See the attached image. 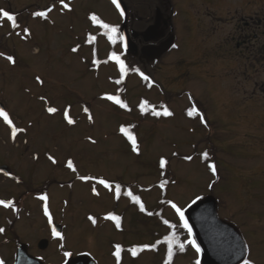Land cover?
Here are the masks:
<instances>
[{"label":"rangeland","instance_id":"374dc122","mask_svg":"<svg viewBox=\"0 0 264 264\" xmlns=\"http://www.w3.org/2000/svg\"><path fill=\"white\" fill-rule=\"evenodd\" d=\"M45 1L48 4L43 10L53 2ZM172 1L178 15L172 22L176 24L174 39L168 44L177 49L151 60L152 66H159L152 70L153 88L144 89L141 78L134 75L116 85L114 81L120 78L117 65L103 63L112 50L88 17L95 13L118 26L121 20L110 0H78L70 3L71 12L62 11L56 3L47 20L32 15L41 0H0V9L15 15L20 26L13 29L0 15V53L5 54L0 56V104L18 128L26 129L13 140L10 128L0 119V164L31 173L33 186L42 185L49 202L56 205L55 223L66 227L64 239L41 257L44 261L56 247L72 252L91 249L100 257L108 233L103 231V217L110 209H119L121 236L130 249L162 240L167 230L160 219L175 217L178 221L174 210L162 201L171 200L185 211L194 200L208 197L216 201L217 217L233 224L246 248H251L256 264H264V33L249 38L242 49L234 47L238 42L234 37L240 32L238 21L251 24L255 13L264 18V0ZM253 26L246 31L248 35L255 31ZM24 28L31 33L26 39ZM89 35L96 40L89 43ZM73 47L78 51L73 53ZM248 47L255 51L244 50ZM8 55L15 58L14 65L5 58ZM94 59L101 63L94 66ZM37 75L44 79L43 86L36 82ZM104 93L119 95L132 110L101 100ZM40 96L59 111L48 114V105ZM142 97L151 103L162 102L174 115L141 114L138 104ZM193 102L202 106L194 107L207 126L200 115H187ZM85 104L92 111L94 125L83 113ZM69 106L70 116L77 121L74 126L63 118ZM121 125L131 128L140 155L131 151L130 142L119 133ZM89 136L97 143H90ZM205 151L207 161L201 158ZM48 155L58 163L53 165ZM189 155L193 160L184 159ZM162 156L169 161L166 178L170 183L165 189L158 187ZM69 158L80 175H103L130 186L154 215L141 213L127 197L114 200L102 187L100 197L92 195L90 183L77 180L66 168ZM209 163L216 164V176L208 169ZM23 190L19 188L17 194ZM22 201L35 203L25 194ZM88 216L96 218V225ZM21 226L36 233L37 239L42 237L37 233L42 228L37 218L26 219ZM183 233L181 240L186 241L189 237ZM25 237V242L34 243L30 233ZM165 249L160 244L136 257L128 251L123 256L129 258V264H163ZM182 254L174 255L173 264H194L198 257L187 244Z\"/></svg>","mask_w":264,"mask_h":264},{"label":"flooded vegetation","instance_id":"af4514ba","mask_svg":"<svg viewBox=\"0 0 264 264\" xmlns=\"http://www.w3.org/2000/svg\"><path fill=\"white\" fill-rule=\"evenodd\" d=\"M78 0H66L69 4L72 2H76ZM123 3L126 6L127 13H128V22H127V33L128 37L131 41V43L134 45L136 51L134 53L131 52H125L123 47V40H120L119 37H122L121 35V27L119 30V36L117 38V42L115 44H112L114 46H111V52L108 54L110 55L113 51H115L118 55H120L121 59L124 61V58L127 59L125 62V65L132 64L133 66H142V70L144 72H148L147 76L150 79H153V74L156 71L155 66H152L151 60L155 58L160 53H163V57L166 55V53L169 52V42L171 40V37L174 35L175 32V23L172 24L173 19L177 17L175 11H174V3L172 0H122ZM206 1V0H204ZM207 2V1H206ZM132 3V7L130 6ZM48 4L45 0H41V3L38 2L36 4V9L38 11H44L41 9L42 6ZM57 5L60 8V5L57 0ZM137 6V7H136ZM61 9V8H60ZM176 10V9H175ZM174 11V12H173ZM22 12V11H21ZM64 12H68L64 10ZM23 13V12H22ZM84 14V15H89ZM157 15L160 16V25L157 30V37L151 41V42H145L143 40V35L147 31L149 27H152L156 24V18ZM233 20L235 19L234 15L232 16ZM89 18V17H88ZM261 18L258 13H255L253 23L251 24H245L243 25V21H238V25L236 26L240 32L238 36L234 37V40H237L238 42L235 44L236 49H242L243 46L247 43V40L250 38L252 40L257 39L258 35L256 33H259L260 36L264 32H260L262 29L264 30V22H262ZM228 21L231 23L232 21L228 19ZM235 22V21H234ZM121 23V22H120ZM251 25H254L255 31L250 33V35L247 34L246 31H251ZM258 25V26H257ZM86 34H89L86 32ZM103 37V36H102ZM256 46V45H255ZM153 49V57L147 58L144 53L147 49ZM244 50L255 51V48L253 50H250L249 47L245 48ZM155 70V71H152ZM15 147L18 146L17 142H14L13 144ZM32 163H35L34 161ZM18 165H21V163H18ZM33 166V164H31ZM0 167H7V174L5 175L3 172H0V199H3L5 201L12 200L15 208L17 209L14 211L12 208L5 209L3 206H0V227L4 228L5 231L3 233H0V244H2V248L0 249V259H3L5 261V264H14V259L17 257V255L21 256L22 251L18 252V249L23 246L26 248V253L28 256L32 258H36L40 260L43 264H66V256L64 255L65 252L70 253V255L75 258L79 256H89L94 264H104L103 262H108L106 264H116L115 258L112 255V253L115 251V245L120 244L124 251L121 253L122 259L121 264H125V261L129 264V258L126 256L124 257L123 254L125 251L129 249V246H125L123 238L121 236L122 231V224L121 229H116L114 222L112 221H103V231L108 230V233H105V239L106 244L104 247V252L102 253L101 250V256H97L96 252L91 249H87L84 251H71L68 249H58L56 247L55 251H52L53 255L48 258L47 261H44L41 257H44L46 252H50V249L53 248L56 243L61 240L58 237H54L52 235L51 229L53 226L56 227V230L61 233V235L64 237V230L66 231V227H61L58 224L55 223V210L56 205L51 204L48 200V206L49 210L53 217V224L49 225L47 217L43 214V204L44 202L39 199L41 195H48V192H43V186L39 184L37 186H33V180L32 177H30L31 173H25L24 170H19L17 167V170L12 169L11 166L7 164H0ZM32 168V167H31ZM45 187V186H44ZM20 189H24L23 193L19 192L17 194V191ZM46 189L49 188V184ZM29 196L32 201L35 203L33 204H25L23 203V196ZM118 208L110 209L108 213H113L115 215L121 216V214L118 213ZM104 215V216H105ZM32 218V220H35L37 218V222L42 225V228L37 231V233H41L42 237H38L36 233H34L32 230H27L23 226L20 227L22 221ZM167 219V218H163ZM162 219V220H163ZM172 223H176V219H167ZM122 222V219H121ZM102 226V227H103ZM166 235H168L169 230L166 228V225H164ZM114 230V231H113ZM32 231V232H31ZM26 232L30 233V235L35 238L33 240L34 243H30L29 241L25 242V234ZM22 235H21V234ZM34 235V236H33ZM180 239H182L181 229H180ZM24 238V239H23ZM29 240V239H28ZM29 242V243H28ZM41 243L42 246L45 243L46 248L41 249ZM103 249V247H102ZM130 256V252H129ZM96 257V259H95ZM58 258V260H56ZM82 261L88 262L86 258H83L80 262L77 264H83ZM130 264H135L134 262Z\"/></svg>","mask_w":264,"mask_h":264},{"label":"snow or ice","instance_id":"6c2138e0","mask_svg":"<svg viewBox=\"0 0 264 264\" xmlns=\"http://www.w3.org/2000/svg\"><path fill=\"white\" fill-rule=\"evenodd\" d=\"M57 0H53L51 6H49L46 10L44 11H36L33 12L32 15L34 17H39L43 18L45 20L48 19L49 13L53 11V9L56 7ZM58 3L60 5V8L62 11L66 10L68 12L72 11V8L70 7V4L66 2V0H58ZM111 3L115 6V8L119 11L121 16H124V9L121 7L120 0H111ZM0 15H2L7 21L11 22V27L13 29L19 28V24L17 23V18L15 15L9 13L8 11H4L0 9ZM89 20L93 25H96L99 29H102V35L106 36L107 39L112 43L115 44L117 42V38L119 36L118 34V28L114 25H111L107 22L102 21L95 13L89 15ZM24 33V38L26 39L28 36L31 35L30 30L28 28L22 29ZM17 35H20V33H16ZM120 40H123V37H119ZM96 40L95 36L89 35L88 37V42L92 43ZM173 47H176V45H173ZM73 53L78 51V47H73L71 49ZM4 53H0V56H4ZM5 58L12 63L13 65L15 64V58L13 56H5ZM109 62H114L118 66V71H119V79H116L114 83L116 85H121L124 83V78L128 75L129 69L125 65V62L121 59L120 55H118L116 52H112L106 60L103 61V63L107 64ZM94 66H98L101 61L99 60H93L92 61ZM136 72L139 73V75L144 79V80H149L150 78L145 75L143 72H140L139 69L135 70ZM35 80L38 84L43 86L45 84L44 79L41 78V76L37 75L35 77ZM151 86V84L149 85ZM101 100L111 102L113 105L118 106L120 109L126 110V111H131L132 109L129 107L128 103L125 100H122L121 97L117 94H110V93H104L102 96L99 97ZM191 98V97H190ZM39 99L45 103L46 106L45 111L50 114L54 115L56 114L59 109L53 106L49 105V101L45 96H40ZM138 109L141 114H150L154 117H172L174 113L168 109V107L164 105H160L159 109L156 106H152L149 104L147 100H142L138 104ZM83 113L87 117V121L90 125L95 124V118L92 114V111L90 107L85 104L83 106ZM70 106L66 107L63 111V118L66 121V123L70 126H74L77 121L70 116ZM195 114L200 115L197 111V109L193 106L187 111L188 116H193ZM0 118L3 119V122L10 128V136L11 139L15 140L17 137V134L20 132L26 131L25 128H18L14 123L13 120L10 118V114L8 111H6L3 107H0ZM201 122L207 126V121L204 119L202 115H200ZM134 127V126H133ZM119 133L122 134L123 137H125L129 142L131 146V151L135 153L136 155L141 154L140 146L137 141L136 136L133 134L131 131V128L128 126L121 125L119 127ZM88 141L92 144H96L97 141L93 139L91 136L87 137ZM173 155H178V153H173ZM38 157H34L36 159ZM201 158L205 161L209 160V153L207 151L201 153ZM47 159L53 164H57L58 161L52 156L48 155ZM185 160L191 161L193 160L192 156H186L184 157ZM168 159L166 157H161L158 161V166L159 169L161 170L162 173V178L160 180V183L158 187L160 189H165L166 186L170 183V181L166 178V170L168 167ZM66 168L69 169L72 173L75 174V178L79 181L85 182V183H90V191L92 195L96 197L101 196V191L99 188H103L106 190L114 200L119 201L121 197H127L133 204L138 205L139 211L141 213H146L148 216L154 215L152 212H148L146 210L145 204L141 200V196L137 195L133 192L132 188L125 187L123 186L119 181L116 180H110L106 178L103 175H80L79 171L73 161V159L69 158L66 161ZM208 169L212 173L213 176L217 175V166L215 163H209L207 165ZM5 175H8L5 173ZM174 183L175 181H171ZM41 201L44 202L43 204V214L45 217L48 219L49 225L53 224V217L52 214L49 210L48 206V200L49 197L45 195H41L39 197ZM199 199V197H197ZM162 203H166L170 206L172 210H174L176 216L178 217V224L176 223H171L167 219H163L162 223L167 226L169 229L168 235L164 236L162 240H157L156 243L151 244V245H143V246H134L127 251L130 252L132 257H136L139 253L144 252L145 250H156L157 246L160 244H163L166 246V257L163 261V264H173V257L178 250L179 252L183 253L186 248V244L191 246L192 248L195 249L197 253H200L201 249L200 246L196 243V240L192 238L193 233H192V227L190 226L188 220L185 217V213L182 207L178 206L177 203L168 200V201H162ZM195 203V200L193 201ZM0 206H3L5 209L12 208L14 211L17 209L15 208V205L12 200H3L0 199ZM156 215H160L159 213H156ZM103 219L107 221H112L114 222L115 228L116 229H121V216L115 215L113 213H108L103 217ZM88 220L91 221L93 225H96L97 220L93 216H88ZM178 229H183L187 232L188 239L186 241H182L180 239V236L178 234ZM5 231L4 228L0 227V233H3ZM52 235L54 237H58L59 239L63 240L64 237L61 235L59 231L56 230V227L53 226L51 229ZM63 247V245H61ZM115 251L112 253V255L115 258L116 264H121V253L124 251L122 246L120 244H116L115 246ZM248 257L244 259L243 264H256V261L252 258L251 256V248L249 247L248 249ZM65 256L70 255V253L65 252ZM0 264H5V261L3 259H0ZM194 264H201V261L199 259H196Z\"/></svg>","mask_w":264,"mask_h":264},{"label":"water","instance_id":"95a60500","mask_svg":"<svg viewBox=\"0 0 264 264\" xmlns=\"http://www.w3.org/2000/svg\"><path fill=\"white\" fill-rule=\"evenodd\" d=\"M124 9L122 33L124 36L125 50L134 53V45L129 40L126 31L127 10L120 0ZM160 25V16L157 15L156 24L149 27L143 35L145 42H151L157 37V30ZM144 55L147 58L153 57V49L149 48ZM0 107H3L0 104ZM7 167H0V172L7 173ZM185 217L192 227V233L196 243L200 246L201 264H239L246 257L244 243L235 228L217 217L216 201L213 198H205L196 203L185 212ZM41 249H45V243ZM21 256L17 255L15 264H41L38 260L32 259L26 253L25 246L19 249ZM83 258H69L67 264H77ZM83 264H88L82 261ZM80 264V263H79Z\"/></svg>","mask_w":264,"mask_h":264},{"label":"trees","instance_id":"16d2710c","mask_svg":"<svg viewBox=\"0 0 264 264\" xmlns=\"http://www.w3.org/2000/svg\"><path fill=\"white\" fill-rule=\"evenodd\" d=\"M21 13H22V12H21ZM102 32H103V30L101 29V33H102ZM128 69H129L128 75L124 78V80H126V78H127L130 74H136V73H137V72L133 71V70L136 69L135 67H133V65H130ZM141 69H142V67H141ZM144 74H145V73H144ZM137 75L141 78L142 82L144 83L145 81H144V79L139 75V73H137ZM145 75H146V74H145ZM158 89H159L160 91L162 90L160 86H159ZM142 99H143V100H146L145 97H142ZM149 104H150V103H149ZM160 105H163L162 102H158V103L155 104L154 106H156L157 108H159ZM165 105H166V104H165ZM152 106H153V105H152ZM193 106L198 107L197 104H196V102H193V103H192L191 107H193ZM191 107H190V108H191ZM201 107H202V106L200 105V107H198V108L201 109ZM217 183H218V182H217Z\"/></svg>","mask_w":264,"mask_h":264}]
</instances>
